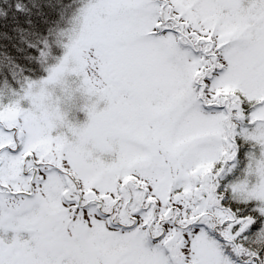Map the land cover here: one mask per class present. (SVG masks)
<instances>
[{
  "label": "snow or ice",
  "instance_id": "1",
  "mask_svg": "<svg viewBox=\"0 0 264 264\" xmlns=\"http://www.w3.org/2000/svg\"><path fill=\"white\" fill-rule=\"evenodd\" d=\"M0 20V264H264V0Z\"/></svg>",
  "mask_w": 264,
  "mask_h": 264
},
{
  "label": "rangeland",
  "instance_id": "2",
  "mask_svg": "<svg viewBox=\"0 0 264 264\" xmlns=\"http://www.w3.org/2000/svg\"><path fill=\"white\" fill-rule=\"evenodd\" d=\"M76 119H77L79 122H84V120L86 119L85 114L82 113V112H78V113H76Z\"/></svg>",
  "mask_w": 264,
  "mask_h": 264
},
{
  "label": "trees",
  "instance_id": "3",
  "mask_svg": "<svg viewBox=\"0 0 264 264\" xmlns=\"http://www.w3.org/2000/svg\"><path fill=\"white\" fill-rule=\"evenodd\" d=\"M10 15V14H9ZM4 24V21L3 20H0V27H2ZM0 39H2V37H0Z\"/></svg>",
  "mask_w": 264,
  "mask_h": 264
}]
</instances>
